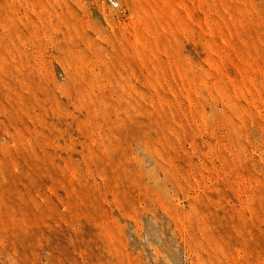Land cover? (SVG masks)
I'll return each instance as SVG.
<instances>
[{
  "label": "rangeland",
  "instance_id": "1",
  "mask_svg": "<svg viewBox=\"0 0 264 264\" xmlns=\"http://www.w3.org/2000/svg\"><path fill=\"white\" fill-rule=\"evenodd\" d=\"M0 0V264H264V0Z\"/></svg>",
  "mask_w": 264,
  "mask_h": 264
},
{
  "label": "built area",
  "instance_id": "2",
  "mask_svg": "<svg viewBox=\"0 0 264 264\" xmlns=\"http://www.w3.org/2000/svg\"><path fill=\"white\" fill-rule=\"evenodd\" d=\"M112 5L116 6L117 5V1L116 0H108Z\"/></svg>",
  "mask_w": 264,
  "mask_h": 264
}]
</instances>
